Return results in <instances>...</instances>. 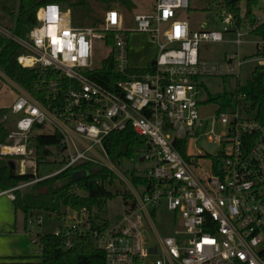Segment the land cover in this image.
<instances>
[{
	"label": "built area",
	"instance_id": "built-area-1",
	"mask_svg": "<svg viewBox=\"0 0 264 264\" xmlns=\"http://www.w3.org/2000/svg\"><path fill=\"white\" fill-rule=\"evenodd\" d=\"M153 8L151 14L134 15L132 30L123 28L116 9L104 13L100 26L73 27L69 14L57 4L38 9L37 24L25 39L0 25V37L21 50L17 64L41 74L35 90L44 92L50 104L46 107L26 93L9 107V114L17 119L7 130L6 144H0V158L15 159L18 174L32 173L34 179L2 194L14 201L15 191L83 163L107 169L95 149L106 156L103 140L129 128L143 141L139 162L150 166L134 172L139 183L133 184L130 177L107 165L130 193L123 195L126 200L121 196L123 212L115 224L91 233L104 264H264V125L245 114L243 92L230 95L231 107L221 110L224 102L213 115L201 118L197 89L201 78L239 81L245 64L238 53L221 62L203 61L199 44L222 43L231 33L230 43L239 47L264 21L251 24L223 9L218 13L221 32L190 34L187 22L176 17L178 11L188 9V0H154ZM128 33L147 35L154 43L157 51L148 65H130ZM108 37L115 73L123 78L114 81L111 90L89 76L101 68L92 67L93 41L107 42ZM263 46V41L255 43L256 51L262 52ZM256 66L264 69V56ZM7 115L2 116L3 123ZM45 128L60 135L64 158L59 171L38 177L29 142ZM191 139L200 143L197 156L186 153ZM178 142H185V158ZM202 143L213 146L210 153ZM205 160L207 171L199 164ZM161 207L173 220V235L164 239L152 224ZM66 219L69 222L58 227L54 237L85 235L84 209L68 213ZM149 233L155 237L154 245ZM44 235L32 239L39 258L33 264H41ZM65 248H70L69 242Z\"/></svg>",
	"mask_w": 264,
	"mask_h": 264
},
{
	"label": "trees",
	"instance_id": "trees-1",
	"mask_svg": "<svg viewBox=\"0 0 264 264\" xmlns=\"http://www.w3.org/2000/svg\"><path fill=\"white\" fill-rule=\"evenodd\" d=\"M99 1L105 4H117L124 11L133 9L130 0ZM206 2L209 9L217 14L225 9L237 17L239 16V10L236 7L238 0H223V3L210 0H206ZM254 3L256 0L247 1L245 13V19L249 20L251 24L254 23V18L250 16V7ZM46 4H57L61 8L65 7L69 12L72 26L76 28L97 27L103 21L102 18L93 16V11L88 6L87 0H0L1 10L12 20L11 30L13 34L21 39H25L30 30L36 26V13L39 8ZM250 35L264 42V22L257 25ZM106 43L108 46L112 45L110 37L107 38ZM20 53L21 50L17 44L0 37V72L34 100L49 107V102L45 100V93L35 90L37 82L41 79V74L37 70L21 68L16 61ZM255 55L264 56V46L263 51H256ZM133 72L144 73L143 70H133ZM89 76L109 90L112 89L114 81L123 79L115 73L112 53L103 60L101 68L90 73ZM236 92L245 94L243 102L245 114L264 125V69L255 66L246 87L238 89ZM223 99L226 106L221 107V110L231 107L230 97ZM210 101L214 100L210 99ZM8 113L9 108L0 109V116ZM7 133L5 125L0 123V144H6ZM102 145L108 157L113 162L119 163L121 159L133 158L136 148L143 145V141L128 128L121 133L110 134L103 140ZM29 146L34 149L38 166L46 163L54 153H60L63 149L60 143V135L56 132L34 135L30 139ZM177 148L185 158V142H178ZM7 158H0V191L2 192L34 179L32 173L20 175L16 173L15 169L11 170ZM77 170L85 171V178L75 184L69 183L70 174ZM125 173L126 176L130 177L133 184L139 183V178L135 176L134 171H126ZM114 179V175L107 169L92 163H83L74 169L31 185L25 193L14 192V210L22 214L25 228L29 221L36 222L44 215L54 216L62 221L70 212L79 213L83 209L87 212L88 230L85 235L74 234L69 238H56L52 234H45L40 238L43 246L41 264H104V255L95 247L91 233L103 231L109 226L105 218V206L107 201L115 197L109 189L113 187ZM123 200H126L124 196ZM67 242L70 243L68 249L65 248Z\"/></svg>",
	"mask_w": 264,
	"mask_h": 264
},
{
	"label": "rangeland",
	"instance_id": "rangeland-1",
	"mask_svg": "<svg viewBox=\"0 0 264 264\" xmlns=\"http://www.w3.org/2000/svg\"><path fill=\"white\" fill-rule=\"evenodd\" d=\"M130 1L133 5V9L131 11H124L117 6V4H105L99 0H87L88 6L92 9L95 18L103 19L104 12L108 9H116L118 12L122 13L123 28L125 30H132L135 28L133 22L134 15L151 14L154 10V0ZM210 1L218 2V0ZM247 1L248 0H238L236 3L241 19L245 18ZM62 9L69 13L65 7H62ZM250 16L254 18V20L264 21V0H256V3L251 4ZM176 17L177 19L187 22L190 34L222 31V24L218 14L209 9L206 0H188V9L178 11ZM0 25L12 29V20L1 10V7ZM127 37L130 65L137 68L148 65L157 51L150 37L143 34L132 33H128ZM233 39L234 35L229 33L224 36V42L222 43L202 42L199 44V58L203 61L221 62L228 54L233 53H238L245 61V64L240 69L239 81L235 78H201L198 81L197 89L198 99L200 101L198 111L201 118H208L213 115L218 107L225 102L223 99L224 97H230L237 89L245 88L247 82L250 80L253 68L257 65L259 57L255 55V43H259L261 40L248 35L244 38L246 43L237 47L230 43ZM93 47L92 67L99 69L103 60L108 56L110 49L106 41L101 39L94 40ZM20 94H26V92L11 83L4 74L0 72V109L9 108L14 101V95L17 97ZM210 99L214 101H210ZM16 119L15 116L10 114L7 115V124H4L5 127L7 129L12 128ZM0 120H2L1 116ZM216 131H218V128H216ZM51 132V129L45 128L40 133L51 134ZM143 150L144 146L140 145L136 148L133 158L121 159L119 163H117L113 162L107 155L105 156L98 148L95 149V153L98 154L99 162L103 163L115 177L113 180V187L109 188L115 197L107 201L105 206V218L110 226L115 224L123 212L121 196L129 194L130 190L120 179L119 175L112 171L107 165L111 164V166L123 176L126 175L125 172L127 170L142 172L150 166L147 162H139ZM200 151V143L195 142L193 139L188 141L186 150L187 155L197 156ZM63 158L64 155L62 153H54L46 163L39 165L37 170L38 177H47L59 171L62 167ZM7 160L12 162L15 161L13 158H7ZM199 164L204 170H208V162L206 160ZM15 171L18 173L16 169ZM30 187L31 186L25 187L19 191L25 193ZM68 222L67 219L59 221L54 216L49 217L44 215L40 220V224L37 222H28L25 228L21 215L14 213L12 202H7L5 198H0V232L5 233L4 235H0V264H13L15 262L14 259L19 260L22 258L28 259V262L31 264L38 262V249L32 243L33 237L37 234H53L58 227H63ZM7 224H9V227H7ZM152 224L161 239L173 235L172 215L166 211L164 207L158 209L153 215ZM149 238L154 245L155 240L153 239H155V237L152 233H149Z\"/></svg>",
	"mask_w": 264,
	"mask_h": 264
},
{
	"label": "water",
	"instance_id": "water-1",
	"mask_svg": "<svg viewBox=\"0 0 264 264\" xmlns=\"http://www.w3.org/2000/svg\"><path fill=\"white\" fill-rule=\"evenodd\" d=\"M202 148H204L206 150L207 153H210L211 149L213 148V146H209L208 144L206 143H202ZM8 166L10 167L11 170H14L15 167H14V163L12 161H9L8 162ZM86 176V173L85 171L83 170H77V171H73L71 174H70V177H69V183L71 184H75L81 180H83ZM150 252H155L154 249H152Z\"/></svg>",
	"mask_w": 264,
	"mask_h": 264
},
{
	"label": "crops",
	"instance_id": "crops-1",
	"mask_svg": "<svg viewBox=\"0 0 264 264\" xmlns=\"http://www.w3.org/2000/svg\"><path fill=\"white\" fill-rule=\"evenodd\" d=\"M62 9V8H61ZM63 10V9H62ZM64 11V10H63ZM107 11V10H106ZM105 11V12H106ZM104 12V13H105ZM69 14V13H68ZM70 16V15H69ZM15 99H16V95H14V101H15ZM13 101V102H14ZM12 102V103H13ZM12 105V104H11ZM6 108H8V107H6ZM1 118H2V116H1ZM0 123H3L2 122V120H0ZM3 124H7V122H5V123H3ZM9 129V128H8ZM7 129V130H8ZM15 167V166H14ZM3 192L2 191H0V198H5V200L7 201V202H12V205H13V201H11V200H9L8 198H7V196L6 195H4V194H2ZM13 210H14V206H13ZM14 213L15 214H19V215H21V217H22V221H23V216H22V214L21 213H19V212H16L15 210H14ZM23 226H24V222H23ZM7 227H9V224H7ZM9 233V232H8ZM5 233L4 232H0V235H4ZM10 234V233H9ZM14 263L13 264H26V263H30V262H28V259H26V258H22V259H14Z\"/></svg>",
	"mask_w": 264,
	"mask_h": 264
},
{
	"label": "bare ground",
	"instance_id": "bare-ground-1",
	"mask_svg": "<svg viewBox=\"0 0 264 264\" xmlns=\"http://www.w3.org/2000/svg\"><path fill=\"white\" fill-rule=\"evenodd\" d=\"M3 151H5V150H3Z\"/></svg>",
	"mask_w": 264,
	"mask_h": 264
}]
</instances>
